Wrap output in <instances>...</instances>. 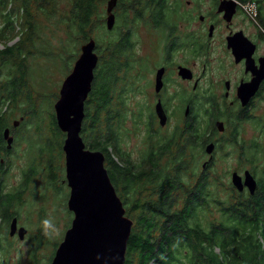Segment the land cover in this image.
Instances as JSON below:
<instances>
[{"label":"trees","instance_id":"obj_1","mask_svg":"<svg viewBox=\"0 0 264 264\" xmlns=\"http://www.w3.org/2000/svg\"><path fill=\"white\" fill-rule=\"evenodd\" d=\"M103 1L106 0H72L71 20L67 27L71 33L69 37L74 40L76 50L72 52L74 56L80 51V45L92 37L90 31L99 26L100 19H96L95 16L98 15L99 4ZM138 1L117 0L115 6L121 8V12H126L127 7L136 9L135 2ZM52 3L53 0H0V37L9 39L17 37L14 43L0 49V65L3 60L13 65L9 78L0 81V159L6 156L2 162L0 160V218L3 221H10L11 217L17 214L14 208L21 204L17 194L2 191V169L4 164H7V156L11 153V149L5 148L3 130L10 122L12 111L20 108L26 117L23 123L26 125L30 123V131L38 133L34 134L41 144L39 162L31 164L32 167L29 169L33 176L38 171L37 166L44 167L45 156L55 154L56 145L48 147L46 144L48 140L55 138L58 141V152L64 156L62 143L65 134L56 124L54 111L51 109L47 112L46 109L44 116L43 111L38 110V104L29 95L30 85L27 80H23L24 57L20 58L22 54H26V57L31 55L26 46L32 43L36 33V16L50 9ZM126 44L130 45L128 33H125L121 41H111L106 49L100 50V44H96V49L101 51L102 55H106V59L101 55L102 60L100 57V66L96 68L94 78H103L104 74H107L109 62L117 61ZM112 80L117 81L114 74ZM94 83L95 80L93 85ZM104 87L105 83L99 90L91 86L85 101L81 136L87 148L103 152L104 165L118 196L125 205V214L130 215L129 211L133 209L137 212L133 218L124 264H264L262 247L264 227H259L264 220L263 200H257V195H249L248 198L242 195L236 198L228 196L225 201L207 196L205 200H201V193L204 192L201 189L199 191L197 185L192 183L184 185L181 182L180 174L188 169L187 162L180 155H176L173 158L168 157L170 159L162 164L159 160L163 153L154 150V146L145 153L139 165H134L128 154L120 150L119 139L116 136V130L123 126L124 120L121 103L116 98V102L111 100L110 103L111 86L106 89ZM34 120H37V125L33 127ZM44 120H48V123L42 125ZM43 130L49 131L51 136ZM28 138L37 145L34 137ZM109 147L111 151L108 150ZM121 160H124L127 166L120 165ZM202 178L200 177L201 180ZM27 179L24 178L25 181ZM210 182L213 181L206 179L201 183ZM130 189L135 192L131 196L128 193ZM143 190L147 191L144 195L141 194ZM178 201L182 203L179 209L176 208ZM210 204H216L217 208L219 207L218 212L222 215L226 213L227 219L232 220H224V225L241 226L242 229L231 228L224 233H201L198 228L202 225L204 214L200 210H204ZM209 223L207 219L206 224ZM237 235L238 240L235 239ZM0 236L3 235L0 233ZM205 242L208 244H203ZM216 245L221 247L222 254L214 250Z\"/></svg>","mask_w":264,"mask_h":264},{"label":"rangeland","instance_id":"obj_2","mask_svg":"<svg viewBox=\"0 0 264 264\" xmlns=\"http://www.w3.org/2000/svg\"><path fill=\"white\" fill-rule=\"evenodd\" d=\"M135 3L137 4L136 9L127 7L126 12H121V8L114 7L115 23L110 30L105 26L106 1L100 3L98 15L95 16L96 19H100L99 26L93 28L90 34L95 38L96 44H100V50H103L110 45L111 41H121L125 33L129 32L130 45L126 44L123 47L122 55L117 58V61L109 62L107 74L102 72L104 77L97 78L93 88L99 90V88H102V84L105 83L106 87L111 86L110 96L112 99H110V103L111 100L116 102L115 97L120 101L124 120L123 126L116 130L119 148L123 153L128 154L134 165H139L152 144L156 145L159 141L155 143L158 136L152 130L153 121L151 117V122L148 121L150 109L147 106L149 105L147 95L148 91L149 93L153 91L148 83V77L151 76V73H154L155 65L159 62L160 57L156 53L149 54L144 49V33L154 31L140 24L139 5L138 2ZM71 5L72 0H53L50 9L37 14L36 33L33 36L32 43L26 46L31 55L26 57V54H22L20 57L21 59L24 57L23 80H27L30 85L29 95L38 104V110L43 111L44 116L46 115V109L47 112L51 109L54 111L53 104L58 97L61 83L70 72L73 61L79 54L78 52L74 56L72 53L76 50L74 40L69 37L71 33L67 27L71 20ZM16 40L17 37L12 39L0 37V49L14 43ZM78 49L79 45H77ZM97 52L101 60L102 56L106 59V55H102L101 51L97 50ZM104 53L107 52L104 51ZM98 66H100V61L97 68ZM12 67L13 65L10 62L3 60L0 65V81L9 78L10 68ZM113 74L117 78L116 83L112 80ZM132 78L133 84H130L132 86L126 88L125 83ZM146 115L147 120L145 119ZM6 119L8 120V116ZM24 119L26 117L23 115L22 110L17 108L12 111L10 122L7 125L11 134L14 135V141L11 146V153L8 155L7 164H4L2 169V191L15 193L20 197L21 204L16 206L14 210L17 212L18 225L23 226L26 233L22 239H19L17 233H15V237L7 239V241H10L8 243L3 238L9 232L4 228L8 221L0 220V233L3 235L0 236V247H2L0 248V264H50L54 251L62 240L64 232L69 227L73 217V213L67 208L68 187L63 183L64 156H61L58 152V141L55 138L48 140L46 143L48 147L49 145H56L55 154L45 156L43 159L44 167L42 165L37 166L38 171L33 176L29 169L32 167L31 164L39 162V147L41 144L35 135L38 134L37 131H30L31 125L30 123L28 125L24 124ZM17 120L19 121L18 124L13 125V121ZM38 121L40 120L38 119ZM43 123H48V120H44L42 125ZM32 124L33 127L36 126L37 120H34ZM43 131L51 136L49 131ZM161 132L163 133V131ZM262 134H264V129H259L252 121L251 131L247 123L243 124L238 133V140L243 146L227 152H216L215 163L205 176H200V163L207 159L208 155L204 153L202 158L203 153L199 149L194 153L183 152L184 158L181 154L175 153L187 162L188 169L183 170L180 174L181 182L184 185H190L198 177H204L208 180L211 179V176L215 180L228 181V172L232 168L234 170L238 169V172L242 174L245 169H251L250 164L258 168L261 167L264 164ZM28 136L34 137L37 140V145H34ZM250 140L251 144H249ZM253 143L257 144L255 145L257 147L256 152L252 151L254 149L252 147ZM249 145H251V151L248 152L247 147ZM35 147L37 148L34 150ZM108 150L111 151V147ZM154 150L159 151L158 149ZM249 155L251 157L254 155L253 164L246 160ZM168 157L173 158V156L164 153L159 162L165 164ZM119 164L127 166L124 160H121ZM26 177L28 178L27 181L24 180ZM121 185L120 182L119 186L121 187ZM225 185L221 187L215 182H210L206 187L208 198L210 196L212 199L225 201L230 194V192L228 194ZM146 192V190H143L141 194L144 195ZM128 193L131 196L135 192L130 189ZM205 198L206 196L202 194L201 200H205ZM195 201L192 200V202ZM181 205L182 203L178 201L176 208L179 209ZM218 208L216 204H210L204 209L205 211L200 208L202 209L200 212L203 211V214L207 217H214L220 213ZM129 213L130 215L127 214V216L134 220L133 218L137 215L135 209L130 210ZM156 235L158 236V234ZM238 238V235L235 236V239L238 240ZM214 250L218 251L217 248H214Z\"/></svg>","mask_w":264,"mask_h":264},{"label":"flooded vegetation","instance_id":"obj_3","mask_svg":"<svg viewBox=\"0 0 264 264\" xmlns=\"http://www.w3.org/2000/svg\"><path fill=\"white\" fill-rule=\"evenodd\" d=\"M138 5L140 24L154 31L144 33V49L161 58L157 57L159 62L155 65L154 73L148 77L150 88H153L147 95L150 109L148 121L151 122V117L152 130L158 136L155 143L159 140L152 147L173 157L181 154L183 158L184 153H194L199 149L203 153L202 158L204 153L208 155L200 163V176H205L215 163L216 152H227L243 146L238 140L243 124L247 123L250 131L251 121L259 129H264V77L251 93V79L255 76V70L264 65V0H139ZM231 39L239 47L238 56H234L228 46ZM99 59L98 54L97 65ZM180 66L188 70L185 77L179 74ZM160 68H163L161 86L156 90L155 75ZM94 80L96 78H93L92 86ZM130 84H133V78L125 83L126 86H132ZM158 103L165 114L164 124L160 123L155 111ZM9 134L14 141L10 128ZM261 140L264 158V134ZM3 141L6 148L4 138ZM209 143L213 145L211 154L206 153ZM255 145H252L254 152L257 150ZM247 149L251 151V145ZM253 158L254 155H249L246 160L253 164ZM3 159H0L1 162ZM249 166L251 169L245 170H249L256 181L253 194L246 187L239 191L232 185L231 174L234 171L240 174L238 169L232 168L228 172V181L215 180L212 176L208 180L221 187L226 184L230 197L242 195L248 198L249 195H257L256 199L264 202V164L259 168L251 164ZM243 173L240 175L243 176ZM203 180L206 178L201 180L198 177L193 184L204 192L201 196L207 197L208 184L201 183ZM64 181L68 187L66 179ZM13 217L17 218L15 215L11 219ZM211 218L204 215L202 225L198 228L201 233L242 229L241 226L224 225V220H231L227 219L226 213ZM207 219L209 224H206ZM10 221L4 227L7 230ZM17 227H20L18 223ZM259 227H264V220ZM15 236L5 234L8 240ZM215 248L218 249L216 252L222 254L219 245Z\"/></svg>","mask_w":264,"mask_h":264},{"label":"water","instance_id":"obj_4","mask_svg":"<svg viewBox=\"0 0 264 264\" xmlns=\"http://www.w3.org/2000/svg\"><path fill=\"white\" fill-rule=\"evenodd\" d=\"M117 0H106L105 26L112 29L115 23L113 9ZM234 56L239 47L234 39L228 41ZM96 41L89 37L80 45L78 56L70 72L59 88L53 104L58 128L65 133L62 143L65 177L70 189L67 208L73 213L69 227L57 245L50 264H124L127 242L133 220L125 214V207L118 196L104 165L105 156L100 150L86 147L81 136L85 117V101L91 90L94 68L98 62L95 51ZM240 52V51H239ZM253 44L251 45V53ZM253 65V64H252ZM255 70L251 79V93L264 77V65ZM187 69L179 67V74L185 77ZM163 68L155 75V88L161 86ZM155 111L164 124L165 114L158 103ZM13 121V125L18 124ZM3 138L6 148H11L13 136L9 128H4ZM212 144L206 145V153L211 154ZM231 183L239 191L247 188L250 194L256 189V181L249 170L243 176L236 171L231 174ZM17 233L22 239L26 233L23 226L17 227V218L9 223V235Z\"/></svg>","mask_w":264,"mask_h":264},{"label":"bare ground","instance_id":"obj_5","mask_svg":"<svg viewBox=\"0 0 264 264\" xmlns=\"http://www.w3.org/2000/svg\"><path fill=\"white\" fill-rule=\"evenodd\" d=\"M131 233V232H130ZM127 249V248H126Z\"/></svg>","mask_w":264,"mask_h":264}]
</instances>
